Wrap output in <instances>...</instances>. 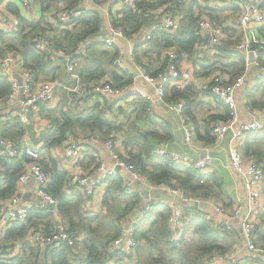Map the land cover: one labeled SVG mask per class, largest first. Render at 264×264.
<instances>
[{
    "label": "trees",
    "instance_id": "obj_1",
    "mask_svg": "<svg viewBox=\"0 0 264 264\" xmlns=\"http://www.w3.org/2000/svg\"><path fill=\"white\" fill-rule=\"evenodd\" d=\"M183 2L184 0L181 3L178 0H132V3L125 6L121 16L115 19L112 24L121 28L127 38L133 39L137 34H140L146 28H151L157 22L156 16L147 15V11L158 12L160 9L170 8L172 11L177 12ZM174 4L177 6L172 7L171 5ZM261 5L264 7V0H262ZM9 10L17 12L15 8L13 10L12 6H9ZM200 20L191 17L185 25H182L181 22V26L177 31L154 30L151 40L143 44L144 48L141 54H138L135 50V61L137 64L143 63L145 72L151 79L158 80L161 75L167 73L170 65H175L180 71H188L192 76L199 75L200 70L207 68L205 66L199 68V65L197 67L195 64L197 60H212L215 55L219 57L218 54L221 53L223 59L236 60L235 63L233 61L226 66H215L212 70L204 71V73L210 74L217 71L215 75L223 76L225 83H234L246 72L248 64L245 54L236 49V43L241 36H238L236 41L223 40L219 45H215L213 47L215 54L211 55V51L208 52L201 48L209 42V35L199 29ZM18 22L19 25L16 30H0V58H4L9 54L21 57L23 67L34 74L36 83L42 80L57 82L61 69H66V57L75 54L80 43L86 38L98 35L103 26V19L98 11L89 12L85 16L76 19L71 28H62L56 38L47 35V31L50 29L48 23L43 24V21L31 23L22 19V17H19ZM41 35L49 37L56 50L63 53L65 57L56 56L53 59L51 54L44 49H36V39ZM104 44L95 42L73 58L74 60L84 59L85 61L84 67L77 69L81 77L80 84L88 87L87 90L89 91L99 84L124 90L133 83L134 75L114 71L109 76L110 79L107 80L106 69L99 62L102 59L100 58L97 61L98 58L95 60L91 55L92 52H96V49ZM263 51L264 49H261L258 60L264 66ZM170 52L173 54L171 55ZM104 53V51L101 52L102 57L105 56ZM118 54L119 49L111 54L112 66H115L113 61H115ZM92 61L96 62V66H91ZM189 62L195 66H189L187 64ZM9 94L10 78L7 75L0 74V101L7 102ZM94 95L104 97V106L108 110L111 109V105H109L111 98L109 96H103L102 93H94ZM195 95L196 92L192 84L179 88L177 87V81L174 79H170L165 84V103L183 102L185 112H187L186 107L190 106L192 97ZM252 96L255 97V95ZM217 99L219 98L217 97ZM252 100L253 106L264 110V104H258L254 98ZM219 101L221 100L219 99ZM137 104L139 105L140 115L146 117L151 109V103L146 98H142L139 99ZM223 105L225 106V114L221 115L222 119L210 115V125L217 120L221 123L229 120L230 109L225 104ZM40 107V112H44V118H50L51 123L45 131L46 133H42L43 135L41 134L39 137L35 135L34 140L36 143L43 142L45 148L49 149L52 146L65 147L71 139L82 141L85 139L86 141L98 137L101 142L108 139H120L121 149H117L120 156L151 184L166 185L169 188L179 189L185 196L195 200H217L218 195L212 193L217 186H221L219 178L214 175L206 177L195 168L170 162L151 154L154 148L151 139L163 142L172 139L171 131L167 125L159 124L161 131L149 132V134L141 135L140 138L136 139L134 136L124 135L126 129H124L121 121L119 122L116 119L117 114L113 112L114 110H109L115 116H106L100 102H97L86 111L74 114L66 106L63 108V105L62 108L52 111L53 114L47 113L48 109L45 106ZM117 112L119 113V108ZM29 125L18 120L17 124L10 127L11 129L7 127L6 129L9 130H6L0 136L21 137L26 134V127ZM213 127L214 125L206 139L208 144L217 140L213 134ZM246 137L249 143L243 152L245 158L248 161H255L264 169V133L250 134ZM135 148L136 150H134ZM27 162L28 157L26 156L11 159L0 155V204L10 199L17 192L18 179ZM41 162L49 175L47 190L58 201L55 210L60 214L68 231L77 233L81 236V239L73 246L63 244L58 247L52 244L41 246L39 243H37L39 244L37 247H34L32 244L25 242L23 243L24 249L28 248L30 250L29 258L21 257L14 264H111V262H113L112 264H129L125 253L119 249H114V242L123 234L121 220L136 214L142 208V194L127 190L125 186L126 175L119 174L109 178L110 180L108 179L109 183L103 199V205L107 207V213L92 216L83 208L85 201L83 195L75 193L73 190L69 192L72 187L70 186L71 176L68 170L62 168L59 161L55 158L52 159V157H49L48 160L42 158ZM203 178L204 182H201ZM223 207L227 209L225 206ZM183 208L187 218L188 215L193 213L189 220H186L181 239L175 240L169 222L173 206L168 203H153L152 212L143 222L137 225L135 236L136 255L133 257L135 259L133 264H204L203 260L208 255L229 252L231 247L226 243L231 240L230 234L232 232L222 223L218 226L209 218L211 209L207 211L190 205H184ZM257 218L258 214L253 234L258 237L262 244L260 246L256 239L254 243L264 249V229L260 230L259 227L258 230V226L264 225V215L261 217V225L256 223ZM55 223L53 208H42L38 204L32 205L26 219L12 225L2 237L0 241V264H12L9 261H1L3 250L6 248L3 244L6 241H24L27 235L40 230L44 233L53 232ZM235 226L233 223V227ZM235 229L236 227L233 228V232ZM189 234L192 238L188 241L186 236ZM237 235L239 236V232ZM238 238H240V241L241 237ZM41 253L42 256H40Z\"/></svg>",
    "mask_w": 264,
    "mask_h": 264
},
{
    "label": "crops",
    "instance_id": "obj_2",
    "mask_svg": "<svg viewBox=\"0 0 264 264\" xmlns=\"http://www.w3.org/2000/svg\"><path fill=\"white\" fill-rule=\"evenodd\" d=\"M24 1H27L28 5H25ZM259 1L260 3H262V0ZM127 4L128 3L123 0H0V30H5V28H7V22L18 21L19 17H22V19L31 23H37L41 21H43V24L48 23L50 29L47 31V35L50 37L54 36L56 38L61 32L60 30H62V26L58 23L57 20L58 13L61 10L66 9L67 7L78 6L88 11V13L92 11H98L99 13H101L103 19L102 27L105 28L109 33L111 27L113 26L112 22L121 16L122 11ZM9 6H12L13 10L15 8L17 12H15V10L10 11ZM240 12L241 10L236 4L227 5L219 3L215 0H184L183 4H181L180 10L176 12V15L177 18H179L180 22H182V25H185V23H187L189 21V18L191 17L197 18L198 20L203 18L213 20V22L220 25L224 29L227 40L230 39L236 41V38L241 35V29L236 23ZM156 20L157 22H155L152 26L161 23L160 15H157ZM17 23L19 25V22ZM151 30V28H146L140 34H137L133 39H129L127 37L126 39H119L115 44L116 46L114 47H109L107 46V44H104L103 41H98L102 42L104 45L97 48L96 52H92L91 55H93V58L95 60H97L98 58L97 61H99L100 58L102 59V61L99 62H101L103 67L106 69L107 80L110 79L109 76H111L114 71H119L123 74H133L134 77L135 75H139L140 73H145L143 63H135V61H133L132 59V55H134V57L136 58L135 50H137L138 54H141L144 48L143 44L145 43V35ZM255 30L257 31V36L260 39L264 40V23L256 25ZM117 49H119V54L116 58L118 59V62H116L115 59V61H113L115 66H112L111 54ZM262 49H264V47ZM102 51L105 52V56L103 57L101 54ZM170 54L172 55L173 53L170 52ZM214 54V51H212L211 55ZM218 55L220 56L217 57L215 55L212 60L206 61L204 59H198L197 63H195L197 67L198 65L199 68L201 66H205L207 69L204 68L200 70L199 75H191L192 82L190 84L194 86L196 95L192 97L190 106L186 107L187 112H185L186 117L191 124V127L194 129L193 132L195 134V143L191 145L185 141L184 133L181 128V117L177 112L169 109L162 102L149 101L144 95L135 93H155L158 80L150 82L143 76L135 77L133 83L125 88V91H123L122 95H111L99 92L102 93L103 96L106 95L111 98L109 100L111 109L109 110H114L113 112L117 114L115 116L108 109H106V106H104V97L94 95V93L92 92H90L91 94H83L77 100L72 99V94L67 87H73L76 84V81L69 73L66 66V69L62 68L59 73V80L56 82L58 86L56 88L54 99L45 107L48 109L47 113L53 114L52 111L62 108L63 105V108L64 106H66V108L68 110L71 109V112H73L74 114L81 111H86L94 106L97 102H100L103 106V110L105 111L106 116H115L119 122L121 121L124 129H126L124 135H131L138 139L141 137V135H147L149 134V132L161 131L159 129V124H165L171 131L172 139L165 140V142L151 139L152 144H154V148L158 147L161 143H165L168 145L170 150L187 154L192 157L202 158L206 155L213 156L214 161L212 162L210 168H208L206 177L214 175L215 177L219 178L221 186H217L212 193L214 195H218V198L216 197L217 200L212 199L200 201L210 204L211 212L209 214V218H211L215 222V224L219 226V224L222 223L221 221L223 216L216 211V205L221 207L225 206L227 210L231 212L238 207H241L242 213L245 214V212L250 208V204L247 201L245 193L246 179L238 174L232 167H230L229 163V148L233 141V132L230 131L221 140H218L216 138L217 140L214 143L208 144L206 142L208 135H210L211 133L212 126H215V124L217 123H221L217 120L210 125L209 116L214 115L215 118L222 119L221 115L225 114V106L221 101H219V99H217L216 96H214L208 90H204V87L210 88L212 86L213 77L215 76L217 71H213L210 74H205L204 71H210L215 66H226L228 64H231L233 61L234 63L236 61L223 59L221 53ZM262 59L264 60V51L262 53ZM1 62L2 58H0V74H2V71H4L10 79H17L16 76H21V69L9 67L5 70L2 67ZM91 63L92 67L96 66L95 61H92ZM215 63L218 64L215 65ZM75 64L77 65V72V69L84 67L85 61L84 59H76ZM187 64H189V66L194 65L191 62ZM261 74V69L257 65L253 64L251 66H247L246 72L242 75L245 76V82L237 90L235 95V102L238 112V118L234 125L235 128H238L242 123L250 120L252 117V113H255L256 115L264 113L263 109L252 105L253 98L258 104H264V75ZM226 76L228 75L226 74ZM41 82H43V80L37 82L36 84L38 85ZM252 95H255V97H253ZM142 98H146V100L151 103V113L148 112L146 117L141 116L140 110H138L139 105L137 104V102ZM0 106L1 135L6 130L11 129L10 127H12L14 124L18 123L19 118L17 117L16 113L21 110V107L19 105L13 104L10 100H8L7 102L0 101ZM40 108L41 107L39 106L25 109V112H27L30 116V122L28 123V125H30L26 127L27 132L24 135H29L33 143L40 148L43 159L48 160L49 157H52V159H57L59 161V165L62 168L68 170L70 176H72L76 169L79 170V173L87 176V174L92 172L96 168V166H100L103 168L101 172L99 171V174H102L106 169H112L115 167V161L111 156V151L103 142L96 143L93 142L92 139H88L86 141L85 139H83L84 141L81 140V142L84 144L83 150L85 155L80 161L76 163L75 167L71 166V161L64 150L65 147L52 146L48 149L45 148L43 142L39 141L38 143H36L34 140V136L36 135V137H39L42 133H46L45 131L50 126L49 123H51L50 118H44V112H40ZM118 108L119 113L117 112ZM7 127H9V129H6ZM149 137L152 138L151 135H149ZM247 140L248 138L244 137L243 139L234 142V144L238 145L242 153L249 143ZM119 141L120 145L118 149H121V140L119 139ZM134 150H136V148ZM0 155H2L1 148ZM126 179L132 180L131 175L126 174ZM108 183L109 181L106 180L102 185L98 187L97 193L93 197L92 207L94 208V212H89L90 215L99 216L107 213V207L103 205V199L107 190ZM17 191L20 197L19 204H37L38 199L36 196V187L34 183H30L24 188L17 189ZM134 191L142 194V207H144L148 203H168L173 207L177 205L176 200L178 199L176 197H173L172 193L169 191V187H167L166 185H153L149 181H147L145 177H143V180L139 181L135 185ZM9 201L10 199L0 204V215H2L6 209H10L9 207H7ZM257 213L258 218L256 223H259L261 225V217L262 215H264V197L260 205L258 206ZM191 215H188L187 220H189V217ZM54 217L56 220L57 216ZM234 224L236 225V229L234 232L233 229L231 230V240L226 244L230 245L231 251H236L235 258L238 261V264H264V262L259 258V253L252 251L248 246L244 244L240 222L238 220H235ZM259 227L260 230L264 229L263 224L261 226H258V230ZM10 228L11 226H7L3 220L0 221V241ZM238 232L239 236L237 235ZM34 235L35 233H30L29 235H27L24 241H6L3 244L6 247L3 250V255L6 258L5 261H9L10 263L12 262V264H14L17 263V261L21 257H24L25 259L29 258L30 250L28 248L24 249L23 243L27 242L32 244L34 247H37L39 244H37V242L33 239ZM238 237H241L240 241V238ZM191 238L192 237L190 234L186 236V239L188 241ZM253 238L254 240L256 239L258 241V244H260L261 246L262 243L259 241L258 237L253 236ZM257 248L261 249V247L258 246ZM40 256H42V253ZM112 263L113 262H111V264Z\"/></svg>",
    "mask_w": 264,
    "mask_h": 264
},
{
    "label": "built area",
    "instance_id": "obj_3",
    "mask_svg": "<svg viewBox=\"0 0 264 264\" xmlns=\"http://www.w3.org/2000/svg\"><path fill=\"white\" fill-rule=\"evenodd\" d=\"M129 5L132 0H123ZM183 0H178L182 2ZM222 4H236L241 12L237 18V25L241 29V38L236 43V49L242 51L246 59L248 60L247 66L257 65L262 74L264 75V66L259 62L260 51L264 47V40L257 36V31L255 26L264 23V8L262 7L259 0H215ZM25 5H28L27 1H24ZM177 6L176 4L171 5ZM88 14L85 9L73 6L67 7L58 13L57 20L62 28H71L76 19H79ZM147 15H161L162 20L158 25L151 26V31L145 35V42L151 40L152 32L156 29H165L170 31H177L181 22L177 18L176 12L172 11L170 8L160 9L158 12L147 11ZM18 21H9L6 25L5 31H13L18 27ZM199 29L209 35V42L204 44L202 49L205 51H213L215 45H219L223 40H227L224 29L211 21L208 18H203L199 21ZM119 39H126V36L121 28L112 26L109 31V37L105 38L103 41L107 46L114 47ZM53 43L45 35H41L36 39L35 47L38 50L44 49L53 59L56 58L54 50L52 49ZM254 56V61L250 62L249 57ZM133 61H135L134 55H132ZM118 59H116V62ZM136 63V61H135ZM2 67L6 70L9 67L21 69L22 82L20 83L17 79H10V94L8 100L13 104L19 105L21 110L16 113L17 117L23 124H28L30 122V116L25 109L31 107L46 106L54 99L57 84L53 81H43L40 84H36L34 74L23 67V62L21 57L9 54L2 58ZM66 66L69 73L73 76L76 84L73 87H67L72 94V99L77 100L85 93H107L111 95H122V89L113 88L110 85L99 84L93 88V90H87L88 87L81 85V77L76 72L75 60L70 57H66ZM3 75H6L2 71ZM143 76L150 82L154 80L151 79L146 72L135 75V77ZM174 79L177 81V87L182 88L192 82V76L188 71H180L175 65H170L167 73L161 75L156 84V89L154 94H145L142 92H135L139 95H144L149 101H159L164 103L169 109L177 112L181 117V128L184 133L185 141L188 144L195 143V134L191 124L185 114V105L183 102H177L174 104H167L164 101L165 95V84L170 80ZM245 76L240 77L237 81L231 84L224 82V78L221 75H215L213 77L212 86L210 88L204 87V90H208L213 95L217 96L223 104L228 106L230 109V119L225 123H217L213 127V134L218 140L223 139L230 131L233 132V141L229 148V163L238 174L243 176L245 180V193L250 208L242 213V208L238 207L234 211H228L227 209L216 205L215 209L218 213L222 214V224L229 229H233V223L235 220L240 222L241 231L243 235V242L252 251L259 253V258L264 262V250L257 248L254 243V225L257 217V209L263 199V185H264V169L261 165L255 161H248L242 151L239 149L235 141H239L250 134H263L264 133V113L256 115L251 114V119L245 123H242L238 128L234 125L238 118L237 106L235 102V95L237 90L244 84ZM1 112V106H0ZM151 113V109L149 110ZM93 142L99 143L101 140L98 137L91 138ZM111 151V156L115 161V167L112 169H106L102 174V167L97 166L92 174H87L84 176L79 173L78 169L72 174L70 179V186L73 188L69 189L75 191V193L83 195L85 201L83 208L85 211L93 213V197L97 193L98 187L111 177L118 176L119 174H130L132 180H127L125 186L128 191H134L135 185L143 180L142 174L133 169L129 163H127L117 151L120 141L108 139L103 142ZM83 143L80 139H71L65 145L66 155L71 161V166L75 167L76 163L80 161L85 155L83 150ZM0 148L1 154L7 156L11 159H17L22 156L28 157V162L24 171L20 174L18 179V189L24 188L30 183H34L36 187V196L38 199L37 204L42 208H53L54 216H57L55 229L53 232L44 233L43 231L35 232L33 236L34 240L41 246L52 244L55 247L61 246L63 244L75 245L81 236L77 233H72L68 231L66 224L63 222L60 214L57 213L56 206L58 204L57 199L51 195L47 190L49 175L45 171L42 160V152L36 144L33 143L29 135H24L21 137H0ZM152 155L164 158L170 162L182 164L188 167L195 168L201 172V174L206 175L208 168H210L214 157L206 155L205 157H192L187 154L179 153L170 150L167 144L161 143L158 147L152 150ZM120 167V171L116 169ZM102 176V177H101ZM204 182V178L201 179ZM173 197H176L179 201L188 202L190 199L184 195V193L179 189L169 188ZM195 200V199H194ZM20 197L18 191L10 198L9 204L2 215H0V221H4L7 226H12L16 223L22 222L26 219L29 211L34 204L26 203L19 204ZM200 201V200H199ZM5 209V208H2ZM153 210V204L148 203L141 209H139L136 214L130 215L121 220L123 225V234L114 242V249H119L127 257H134L135 246H136V229L137 225L143 222ZM187 217L184 208H180L177 205L173 207L172 214L169 218V222L172 227L173 237L175 240H179L182 237L183 229L186 224ZM124 242V245H123ZM236 251L232 250L227 253H213L208 255L203 260L204 264H238L235 258ZM1 261H5L4 255L1 256Z\"/></svg>",
    "mask_w": 264,
    "mask_h": 264
},
{
    "label": "water",
    "instance_id": "obj_4",
    "mask_svg": "<svg viewBox=\"0 0 264 264\" xmlns=\"http://www.w3.org/2000/svg\"><path fill=\"white\" fill-rule=\"evenodd\" d=\"M109 37V33L106 31L105 28L102 27L100 33L98 35L95 36H90L88 38H86L84 41H82L79 45V49L76 51L75 54L69 56L70 58H74L75 56L79 55L81 53V51L85 50L88 48L89 45L98 42V41H103L105 38ZM52 49L54 50V53L57 57L63 58L65 57V55L59 51L56 50V48L53 46ZM249 61L253 62L254 61V56H250L249 57ZM17 80L21 83L22 82V77L21 76H16ZM116 169L118 171H120V167H116ZM177 206L180 208H183L184 205H190V206H194V207H200L203 208L205 210H210V204L206 203V202H201L199 200H194V199H190L186 204L181 203L179 200H176ZM124 245V242H123Z\"/></svg>",
    "mask_w": 264,
    "mask_h": 264
},
{
    "label": "rangeland",
    "instance_id": "obj_5",
    "mask_svg": "<svg viewBox=\"0 0 264 264\" xmlns=\"http://www.w3.org/2000/svg\"><path fill=\"white\" fill-rule=\"evenodd\" d=\"M189 240H191V239H189ZM134 258H132V257H128L127 258V262L129 263V264H133V262H134Z\"/></svg>",
    "mask_w": 264,
    "mask_h": 264
}]
</instances>
